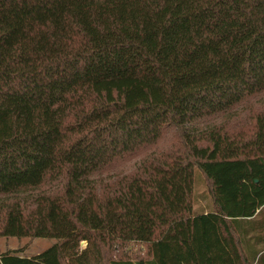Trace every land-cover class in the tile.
Here are the masks:
<instances>
[{"label": "trees", "instance_id": "obj_1", "mask_svg": "<svg viewBox=\"0 0 264 264\" xmlns=\"http://www.w3.org/2000/svg\"><path fill=\"white\" fill-rule=\"evenodd\" d=\"M240 164L258 214L216 174ZM263 210L264 0H0V236L57 241L0 264H264Z\"/></svg>", "mask_w": 264, "mask_h": 264}, {"label": "rangeland", "instance_id": "obj_2", "mask_svg": "<svg viewBox=\"0 0 264 264\" xmlns=\"http://www.w3.org/2000/svg\"><path fill=\"white\" fill-rule=\"evenodd\" d=\"M261 101H253L246 104L243 108L249 110ZM168 147V143L166 145L163 144L157 153L165 151ZM133 164H128L112 174L116 173L118 176L128 172L134 167ZM216 174L224 184L223 192L229 201L233 216H248L259 213L262 204L261 192L259 188L250 182L249 178H256V182L262 180L263 174L260 167L243 164L225 165L219 167ZM209 192V182H207L201 171H197L194 184V213L196 215L211 210L213 203ZM259 217L260 215L256 219ZM256 235H260V233H256ZM56 243L57 241L52 239H18L0 236V254L17 252V255L20 257L34 259L48 253ZM86 247L87 243L83 242L81 250ZM124 253L132 260L149 258V249L143 244L131 243L126 247Z\"/></svg>", "mask_w": 264, "mask_h": 264}]
</instances>
